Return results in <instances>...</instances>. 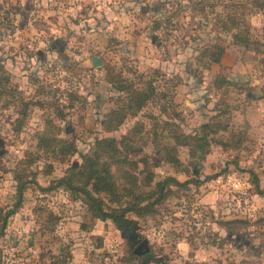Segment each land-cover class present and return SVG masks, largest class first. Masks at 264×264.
Returning <instances> with one entry per match:
<instances>
[{"label": "rangeland", "instance_id": "1", "mask_svg": "<svg viewBox=\"0 0 264 264\" xmlns=\"http://www.w3.org/2000/svg\"><path fill=\"white\" fill-rule=\"evenodd\" d=\"M213 44L223 49L217 63L205 54ZM107 70L140 89L150 80L164 97L105 131L101 120L124 96ZM202 124L203 156L176 146L179 166L158 159L157 144H174L169 128L200 136ZM42 133L75 151L47 150ZM105 137L135 150V167L120 168L137 177V191L150 189L143 160L151 186L168 176L198 184L170 187L153 217L130 213L136 226L117 230L79 192L54 186ZM250 172L263 189L264 0H0V264L56 255L65 264H264V193ZM86 188L105 210L116 206ZM234 218L246 224L231 233L221 222ZM128 245L147 255L128 259Z\"/></svg>", "mask_w": 264, "mask_h": 264}, {"label": "trees", "instance_id": "2", "mask_svg": "<svg viewBox=\"0 0 264 264\" xmlns=\"http://www.w3.org/2000/svg\"><path fill=\"white\" fill-rule=\"evenodd\" d=\"M156 23V22H155ZM233 24V21H231ZM233 38L242 43L247 42L245 35L233 34ZM205 52V50H203ZM223 49L215 44L207 48L205 54L207 55L209 62L217 63L220 60ZM107 72V81L110 86L117 92L123 93L124 96H118V106L111 109L104 118L101 120L102 128L105 131H112L119 126L124 118L129 116H135V114L150 100L155 97L158 99L164 97V94L158 93L154 90L150 80L145 81L143 89L136 88L129 80L120 76L119 73L112 74ZM223 82L228 83L227 80ZM218 86V85H217ZM26 106V103H24ZM165 127L171 126L169 122H162ZM208 125L202 124L200 126V136L184 134L181 131H177L175 126L169 128V132L174 139L173 145L157 144L155 154L158 159L179 166L180 162L175 156L176 146H188L189 156H193L194 153H198L201 156L205 153L208 146L206 137L207 132L204 128ZM156 136V132H152ZM43 135V133H42ZM40 135L42 139L41 143L45 145L47 150H55L64 157L75 151V146L70 140H62L55 136ZM124 140H127V135L122 136ZM135 150L128 143L125 144L122 140H116L114 138H100L94 141L92 149L85 154H82L81 163L78 167H69L66 170V174L62 178H58L55 181L54 186L63 185L72 191L79 192L81 199L87 203L92 216L99 220H109L114 227L119 231H131L135 226V220L129 218L127 215L132 213L138 218L153 217L156 213V206L161 204L165 197L170 192V187L187 188L188 184H198V177L194 176L184 181H178L174 177H164L151 186L152 173L147 169V163L143 160V170L140 173H144L142 185L150 187L147 190L137 191L140 186L137 177L130 172L129 169L120 168V165L125 164L130 167H135V161L128 158L130 153H135ZM146 159V158H144ZM145 162V163H144ZM115 166L119 172L115 175L111 166ZM180 171H185L184 167L180 166ZM252 174V172H250ZM253 187L258 194L264 193V188L259 189L257 179L252 174ZM117 181H119L117 183ZM18 193L20 194L24 182L18 180ZM90 185V190L94 193H104L108 196L109 202L115 203V207H108L107 210L103 208V200L100 197H94L91 192L86 188ZM52 186L43 187L41 190H50ZM125 199V200H123ZM5 215L0 214V231L4 227ZM226 230L233 233L237 228L245 226L246 222L241 219H230L221 222ZM127 258L134 259L136 255L139 256V260L142 261L147 253L136 252L135 247L128 245L126 248ZM137 253V254H136ZM48 264H65L64 256L56 255L50 259Z\"/></svg>", "mask_w": 264, "mask_h": 264}, {"label": "water", "instance_id": "3", "mask_svg": "<svg viewBox=\"0 0 264 264\" xmlns=\"http://www.w3.org/2000/svg\"><path fill=\"white\" fill-rule=\"evenodd\" d=\"M91 64L93 66H99L101 64V62L97 57L93 56V57H91Z\"/></svg>", "mask_w": 264, "mask_h": 264}]
</instances>
